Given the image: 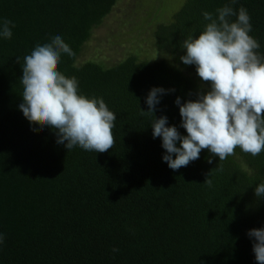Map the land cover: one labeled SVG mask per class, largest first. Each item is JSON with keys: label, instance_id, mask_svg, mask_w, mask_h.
<instances>
[{"label": "trees", "instance_id": "1", "mask_svg": "<svg viewBox=\"0 0 264 264\" xmlns=\"http://www.w3.org/2000/svg\"><path fill=\"white\" fill-rule=\"evenodd\" d=\"M119 1L0 0V20L15 24L13 37L0 40V264H257L247 233L264 227V199L254 194L264 182V152L253 157L237 147L219 161L205 149L171 170L153 118L140 109L148 110L153 87L175 89L155 115L186 135L174 102L195 100L207 85L180 61L182 41L203 31V11L243 6L264 55V0H185L151 31L157 57L81 61ZM57 32L76 54L63 55L58 70L116 115L106 152H68L19 111L23 57Z\"/></svg>", "mask_w": 264, "mask_h": 264}, {"label": "clouds", "instance_id": "2", "mask_svg": "<svg viewBox=\"0 0 264 264\" xmlns=\"http://www.w3.org/2000/svg\"><path fill=\"white\" fill-rule=\"evenodd\" d=\"M202 16L206 21L203 31L182 41L184 54L179 58L183 65L195 66L201 84L207 85V91L198 92L195 100L182 102L177 97L174 102L181 117L179 128L187 134L169 126L167 116L155 115L161 97L175 89L153 87L145 98L148 110L140 109L141 115L153 118L152 136L161 139L165 150L162 160L174 171L199 159L205 149L219 161L237 147L253 157L264 152V55L258 53L260 45L249 35L253 27L248 10L225 5L215 14L203 11ZM233 16L236 19L230 20ZM14 27L11 20H0V40H10ZM63 55L76 57L57 32L23 57L19 111L30 125L51 129L56 143L68 152L76 147L106 152L114 144L116 115L102 98L81 94L76 77L58 70ZM208 163H212L211 158ZM209 177L204 184L211 187ZM254 194L264 199V182L257 184ZM247 235L253 241L257 264H264V227L251 229ZM4 242L5 234L0 233V245Z\"/></svg>", "mask_w": 264, "mask_h": 264}, {"label": "rangeland", "instance_id": "3", "mask_svg": "<svg viewBox=\"0 0 264 264\" xmlns=\"http://www.w3.org/2000/svg\"><path fill=\"white\" fill-rule=\"evenodd\" d=\"M184 1L120 0L104 24L94 31L81 61L111 64L130 54L141 59L157 57L151 45V31Z\"/></svg>", "mask_w": 264, "mask_h": 264}]
</instances>
